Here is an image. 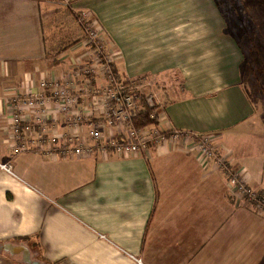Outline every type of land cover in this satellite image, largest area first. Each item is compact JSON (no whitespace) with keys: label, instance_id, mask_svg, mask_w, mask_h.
<instances>
[{"label":"crops","instance_id":"obj_1","mask_svg":"<svg viewBox=\"0 0 264 264\" xmlns=\"http://www.w3.org/2000/svg\"><path fill=\"white\" fill-rule=\"evenodd\" d=\"M212 2L222 20L213 24L206 0H0V162L14 171L0 170V244L27 241L51 264H264V210L233 198L218 160L191 144L128 156H54L33 144L13 153L14 99L49 97L42 79L80 81L85 11L138 77L171 81L163 126L208 136L224 165L264 189V80Z\"/></svg>","mask_w":264,"mask_h":264},{"label":"built area","instance_id":"obj_2","mask_svg":"<svg viewBox=\"0 0 264 264\" xmlns=\"http://www.w3.org/2000/svg\"><path fill=\"white\" fill-rule=\"evenodd\" d=\"M77 22L85 44L92 49L80 66L82 77L78 82L72 79L73 75L67 81L42 79L39 85L50 90L49 97L45 98L44 93H28L14 99L10 117V134L16 146L13 153L28 150L33 144L42 153L54 156L86 157L95 150L128 156L147 154L167 140L177 141L182 146L191 144L203 159L218 160L226 172L228 191L233 198L246 202L254 210H264V189L251 187L238 170L224 165L223 160L216 157L208 136H190L172 126H163L165 113L163 107L157 105L156 95L142 94L141 81L126 80L117 74L111 55L104 53L108 41L98 20L83 11L78 14ZM141 97L148 107L155 109L150 118H156V122L139 127L134 124V116L140 108ZM27 112L32 117L29 120ZM54 112L63 116L65 130L55 127ZM49 114L53 118H49ZM36 128L40 133L34 136L32 132ZM190 139L194 140L193 144L188 142ZM0 170L14 175L11 163L0 162ZM137 262L141 263L140 259Z\"/></svg>","mask_w":264,"mask_h":264},{"label":"rangeland","instance_id":"obj_3","mask_svg":"<svg viewBox=\"0 0 264 264\" xmlns=\"http://www.w3.org/2000/svg\"><path fill=\"white\" fill-rule=\"evenodd\" d=\"M221 1H224L226 3L224 6L221 7V9H224L225 17L227 18L225 20L223 15L224 22L225 21L228 22V24L232 28L231 31L234 34H236V36L240 39V43L242 45L244 54H246L247 58L252 60V62L248 64L249 68L252 70H260L264 68V0H233L231 3L230 0H221ZM212 3H213L212 0H206L204 12H205V22L213 24L222 20L218 17L219 15L216 8L212 7ZM245 26H252V27L256 26L255 28L256 29L258 28V30L256 31L255 29L250 34L244 28ZM239 27L243 30L239 31ZM146 29L147 28H145V30ZM106 36L108 39L107 40L108 43L106 45V48L104 47V51H105L104 53H108L111 55L113 59V65L116 69L117 74H119L122 78L126 80H133L139 82L141 81L142 94L153 93L154 95H156L155 101L157 105L163 106V102L161 101V98L163 97L161 96L162 94L166 93L165 91L166 85H168L167 83H171V81L170 80L163 81V79L151 78L149 77L148 74H144L146 75V77H138L143 73L142 71H140L141 68H139L138 65L136 67V65L131 60H128L129 56L126 57L125 55L126 60L122 61L124 55H122V52L120 54V51L117 49V45L115 43L116 41L114 37L109 32H107ZM83 37L85 38V36ZM252 38L253 40H251ZM249 42H252L251 46L247 47V44ZM88 47L90 46L87 45V54H90L92 49ZM260 56L263 57L262 61H261L262 58H259ZM260 85L261 82H259L258 84H253L254 86L253 92H255V90L257 91ZM260 97L261 98L263 97L262 101H264V94L263 96ZM190 140L191 141L188 142L193 144L194 140L192 139ZM110 154L116 155L114 153H110ZM20 240L22 242V239ZM17 243L20 242L17 241ZM26 243L27 241L22 242V244L28 246L30 250L31 258L33 260L37 261L38 264H51L47 262L43 263L38 253L35 252L36 250L35 246L29 243L27 245ZM0 264H23V263L21 262L20 254L11 256L9 255V253L0 250Z\"/></svg>","mask_w":264,"mask_h":264},{"label":"trees","instance_id":"obj_4","mask_svg":"<svg viewBox=\"0 0 264 264\" xmlns=\"http://www.w3.org/2000/svg\"><path fill=\"white\" fill-rule=\"evenodd\" d=\"M218 1V5L220 7L224 6L226 3L224 1H221V0H217ZM233 0H230V3L232 2ZM234 9V8H232ZM238 13V12H237ZM223 15H224V18L226 20V17H225V11L223 12ZM243 29H240L239 27V31H242ZM253 40V38H252ZM240 41V40H239ZM251 43L252 42H249L247 44V47L251 46ZM242 48V46H240ZM253 47V46H252ZM242 51H243V48H242ZM244 52V51H243ZM259 60V59H258ZM253 75H256L258 77H260L261 79L263 78L264 79V68L260 69V70H254L253 71ZM256 78L257 80H260L259 78ZM140 108L138 109V111L136 112L135 116H134V124L136 126H143V125H147L151 122H156V118L152 119L150 118V114L155 110L153 107H148L144 102H143V98L141 97L140 98ZM22 240H26L27 238L24 237V238H21Z\"/></svg>","mask_w":264,"mask_h":264},{"label":"water","instance_id":"obj_5","mask_svg":"<svg viewBox=\"0 0 264 264\" xmlns=\"http://www.w3.org/2000/svg\"><path fill=\"white\" fill-rule=\"evenodd\" d=\"M0 250H3L9 255L14 256V255H21V262L23 264H38L37 261L33 260L31 258L30 250L28 246L22 244V243H10L6 242L3 244H0Z\"/></svg>","mask_w":264,"mask_h":264}]
</instances>
